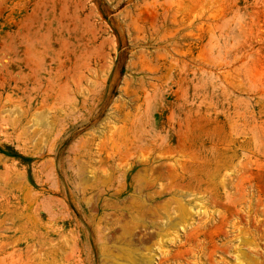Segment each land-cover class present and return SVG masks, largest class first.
<instances>
[{
  "label": "rangeland",
  "instance_id": "rangeland-1",
  "mask_svg": "<svg viewBox=\"0 0 264 264\" xmlns=\"http://www.w3.org/2000/svg\"><path fill=\"white\" fill-rule=\"evenodd\" d=\"M0 174V264H264V0H0Z\"/></svg>",
  "mask_w": 264,
  "mask_h": 264
},
{
  "label": "bare ground",
  "instance_id": "bare-ground-1",
  "mask_svg": "<svg viewBox=\"0 0 264 264\" xmlns=\"http://www.w3.org/2000/svg\"><path fill=\"white\" fill-rule=\"evenodd\" d=\"M28 69V68H27ZM46 122L43 121L40 123L39 120H33L31 125H30V128H35V127H38V126H41V125H45ZM100 127H98L95 131V136L98 140L100 141H104L106 144L108 145H111L109 148H111L113 146V132L116 130L115 126H116V121H112L110 120L109 117H107L104 122H101L99 124ZM182 132V131H181ZM184 132V131H183ZM179 135V134H178ZM183 137V136H182ZM44 141V140H43ZM101 143V142H99ZM20 146V145H19ZM100 147V146H99ZM118 148V147H117ZM116 150V149H115ZM37 152V151H36ZM107 152H110V151H107ZM106 153V152H105ZM108 154V153H107ZM109 155V154H108ZM112 155V154H111ZM114 155V154H113ZM105 156V155H104ZM110 156H107V158H109ZM51 159V158H50ZM46 161V159H45ZM50 161V160H49ZM92 161V160H91ZM177 162V161H176ZM41 164V163H40ZM43 164V163H42ZM158 164V162H157ZM161 164V163H160ZM45 165V164H44ZM159 165V164H158ZM40 166V165H39ZM49 166V165H48ZM99 167V166H98ZM125 167V166H124ZM152 167V166H151ZM50 168V167H49ZM92 168V167H91ZM101 168V167H100ZM189 168V167H188ZM190 168H193V167H190ZM69 169V168H68ZM146 169V168H145ZM72 170V169H71ZM190 170V169H189ZM194 171V170H193ZM81 172V171H80ZM150 172V171H149ZM148 172V173H149ZM161 173V172H160ZM82 174V173H81ZM123 174V173H122ZM193 174V172H192ZM1 175V174H0ZM84 175V174H83ZM3 176V175H1ZM14 176V175H13ZM16 176V175H15ZM50 176V175H49ZM79 176V175H78ZM118 176V175H117ZM87 178H91V176H86ZM86 177H84L86 179ZM93 177V175H92ZM14 178V177H13ZM78 178V177H77ZM16 179V178H15ZM39 179V178H38ZM92 179V178H91ZM37 180V179H36ZM87 180V179H86ZM89 180V179H88ZM117 180V179H116ZM187 180V179H186ZM79 181V180H78ZM91 181V180H90ZM88 181V182H90ZM76 183V182H75ZM79 184V183H78ZM139 184V183H138ZM72 185V184H71ZM121 185V184H120ZM52 186V185H50ZM79 186V185H78ZM81 186V185H80ZM49 187V186H48ZM74 187V186H73ZM169 187V186H168ZM167 187V189H168ZM88 188V187H87ZM142 188V187H141ZM81 189V188H80ZM121 189V188H120ZM161 189V188H160ZM173 189V188H172ZM119 190V189H118ZM117 190V191H118ZM81 191V190H79ZM160 191V190H159ZM77 192V190H76ZM82 192V191H81ZM140 192V191H139ZM115 193V192H114ZM145 193V192H144ZM143 193V194H144ZM34 195V194H33ZM36 195V194H35ZM82 196V195H81ZM178 197L180 199L178 200H175L174 201V204H175V208H173L172 212L173 214L169 213L167 214L165 211L164 215H162V219H160V223H159V230L156 232V237L158 239V242H159V245L160 247H155V249H160V248H165L167 247V241H170V240H173L175 238H177V233L179 231V229H186L189 225H191L192 223V218H188V216L190 215L189 214V210H195V212H204L203 210V207L202 205L200 204L199 202V199H198V195H196L195 193H192L190 190L188 189H185L183 191V193H181L180 195H178ZM146 198L148 199V197L146 196ZM41 200V199H40ZM82 200V199H81ZM133 202H135L134 198L132 199ZM43 201V200H42ZM138 202V200H136ZM148 201V200H147ZM44 202V201H43ZM108 202V201H107ZM136 202V203H137ZM42 203V202H41ZM111 204V203H110ZM138 204V203H137ZM51 205V204H50ZM49 205V206H50ZM45 206V204H44ZM47 206V207H49ZM48 209V208H47ZM50 210V209H49ZM48 211V210H47ZM169 211V210H168ZM49 212V211H48ZM194 212V211H193ZM56 213V212H55ZM65 213V212H64ZM123 213V212H121ZM176 213V218L173 220L171 219V216L172 215H175ZM48 214V213H47ZM35 217V216H34ZM57 217V216H56ZM63 217V216H62ZM136 217V216H135ZM53 218V217H52ZM120 218V217H119ZM37 219V217H36ZM63 219V218H62ZM121 219V218H120ZM60 220V218H59ZM144 220V219H143ZM175 221V222H174ZM33 222L32 220H28V223H31ZM39 222V221H38ZM51 222V221H50ZM93 222V221H92ZM148 222V221H147ZM46 223V222H45ZM96 223V222H95ZM98 223V222H97ZM27 223H25L26 225ZM47 224V223H46ZM49 225V224H48ZM80 225V224H79ZM108 227V225H106ZM55 227V226H54ZM113 227V226H112ZM22 228L25 229L26 226H23L22 225ZM35 228H37V225L35 224L33 227H29V232H28V236L30 238L32 237H35L36 236V233H34L36 230ZM94 230L97 234V237H98V245L100 246V249L103 248L105 246V243L102 241V232L98 230V225H94ZM109 228V227H108ZM108 228H106L104 231L106 230H109ZM27 229V228H26ZM60 229V228H59ZM111 229V228H110ZM46 230V229H45ZM107 232V231H106ZM61 233V232H60ZM59 233V234H60ZM105 233V232H103ZM44 234V233H43ZM46 235V234H45ZM42 236L41 239H48L47 237ZM125 235V234H124ZM25 237V240H28L29 237ZM40 236V234H39ZM72 237V236H71ZM106 237V236H105ZM104 237V239H105ZM51 238V237H49ZM59 240H65L64 238H66L64 236V233L60 234L59 235ZM40 239V241H41ZM48 241V240H47ZM73 241V240H72ZM107 241V240H106ZM51 242V241H49ZM53 242V241H52ZM33 243V242H32ZM73 243V242H72ZM107 243V242H106ZM38 244V243H37ZM51 244V243H50ZM113 244V243H112ZM8 245V244H6ZM27 245V244H26ZM67 245V244H66ZM111 245V244H110ZM41 246V245H40ZM43 246V245H42ZM98 246V247H99ZM109 246V245H108ZM107 246V247H108ZM27 249H32V250H35L36 247L34 245H27L26 246ZM76 247V246H75ZM116 247V246H115ZM114 247V248H115ZM40 249V248H39ZM42 249V248H41ZM108 249V248H107ZM38 250V249H37ZM36 250V251H37ZM106 250V249H105ZM112 250V249H111ZM110 250V251H111ZM19 251V250H18ZM26 251V249H25ZM34 251V253L36 252ZM128 251V250H127ZM153 250H147L146 252H144L143 254L139 255L136 259L134 260H121L120 258H118L117 256L115 255H112L111 252H105V256L103 255L102 257V260L100 261V264H153V260H154V253L152 252ZM40 252V251H39ZM130 252V251H128ZM20 253V251H19ZM38 253V251H37ZM16 254V253H15ZM66 254V253H65ZM17 255V254H16ZM20 255V254H19ZM68 255V254H67ZM247 256V255H246ZM66 257H69V256H66ZM71 257V256H70ZM17 258V257H16ZM74 260V259H73ZM247 261H249V264H258V259L254 257H247L246 258ZM25 261V260H24ZM26 262V261H25ZM24 262V263H25ZM72 262V261H71ZM25 264H28V263H25Z\"/></svg>",
  "mask_w": 264,
  "mask_h": 264
}]
</instances>
